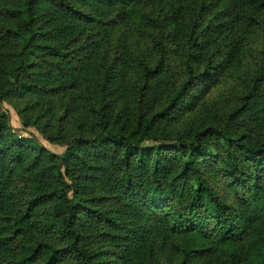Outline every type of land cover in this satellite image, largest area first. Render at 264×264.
I'll return each mask as SVG.
<instances>
[{
  "label": "trees",
  "instance_id": "16d2710c",
  "mask_svg": "<svg viewBox=\"0 0 264 264\" xmlns=\"http://www.w3.org/2000/svg\"><path fill=\"white\" fill-rule=\"evenodd\" d=\"M136 1L93 0L101 11L118 9L105 18L111 28ZM219 1L229 3L247 28L264 13V0ZM205 10H199V21ZM87 20L69 0H0V102L77 90L78 74L90 71L91 60L84 45L72 47L68 32L77 27L81 34ZM143 22L139 28H166L164 21ZM198 24H192L191 37L202 47L209 39L205 31L197 33ZM168 53L162 46L156 66L136 58L142 86L130 112L111 100L114 71L108 69L101 84L110 107L91 128L81 126L60 143L66 147L61 158L35 137H17L10 115H0V264H99L108 251L120 264H155L156 238L175 248L171 237L182 233L213 241L233 259L246 260L251 250L264 261V139H236L235 113L224 127L210 126L191 142L165 139L147 146L200 80L194 75L199 57L189 54L188 81L167 107L148 114L147 92L167 67ZM109 60L111 66L117 58ZM250 88L247 101L263 97L264 71ZM209 164L227 181V199L207 178ZM31 232L38 237L34 242L28 241ZM181 252L186 264L193 251Z\"/></svg>",
  "mask_w": 264,
  "mask_h": 264
},
{
  "label": "rangeland",
  "instance_id": "374dc122",
  "mask_svg": "<svg viewBox=\"0 0 264 264\" xmlns=\"http://www.w3.org/2000/svg\"><path fill=\"white\" fill-rule=\"evenodd\" d=\"M69 1L89 18L82 23L81 34L77 27L69 30L73 33L68 32V40L74 41L72 47L75 49L84 45V52L89 50L87 55L91 61L87 66L91 65V69L83 75L78 74L80 86L75 91L48 95L45 99L9 98L0 102V115H10L11 127L17 137H35L46 150L61 158L66 147L60 143L69 141L81 126L91 128L94 118L99 119L110 107V99L106 103L102 100L106 90L101 80L107 70L114 71L111 100L121 101L120 109L130 112L137 107L136 91L142 86L136 58L143 57L150 66H156L161 47L165 46L169 52L167 67L150 84L145 105L148 114L167 107L188 81L185 60L189 54L199 57L194 62V75L200 80L186 100L174 109L171 119L157 126V140L147 146L165 144V139L168 144L191 142L195 135L210 126L224 127L235 113L232 123L236 139H264V95L251 102L245 99L256 74L264 71V13L258 16L257 26L251 21L247 28L225 1L138 0L125 8L126 18L111 28L113 25L108 27L104 23L105 18H114L118 14L117 8L101 11L93 0ZM203 6L206 10L199 21L196 16ZM149 19L164 21L166 28L159 31L146 24L138 27L140 22ZM195 21L199 23L197 33L205 31L203 37L209 39L202 47L194 46L191 37L190 29ZM218 23L224 25L220 30L215 28ZM110 56L117 58L111 66ZM210 67L215 69L214 72L209 70ZM124 101L127 106L123 105ZM204 171L217 193L227 199V181L221 173L211 164ZM34 236L31 232L28 241L38 239ZM171 243L176 247L156 238L155 264H184L182 249L193 251L186 264H264L251 250H248L246 260L233 259L228 255L230 253L216 247V243L202 240L195 233L173 235ZM110 253L102 254L98 263L120 264Z\"/></svg>",
  "mask_w": 264,
  "mask_h": 264
}]
</instances>
